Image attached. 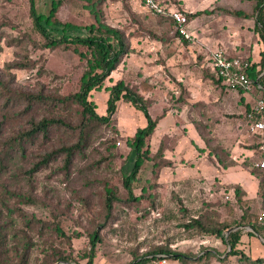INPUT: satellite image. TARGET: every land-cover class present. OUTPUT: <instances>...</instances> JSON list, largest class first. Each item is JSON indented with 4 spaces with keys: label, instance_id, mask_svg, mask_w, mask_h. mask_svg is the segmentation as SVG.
<instances>
[{
    "label": "rangeland",
    "instance_id": "obj_1",
    "mask_svg": "<svg viewBox=\"0 0 264 264\" xmlns=\"http://www.w3.org/2000/svg\"><path fill=\"white\" fill-rule=\"evenodd\" d=\"M51 1L34 0L36 12L46 16ZM166 2L191 15L185 44L171 23L138 0H60L55 13L60 23L82 28L95 23L86 8L93 4L100 22L128 42L129 53L88 101L104 115L106 89L121 81L155 121L145 141L147 160L131 186L139 199L130 202L122 179L133 166L129 141L144 117L119 100L110 122L100 125L83 118L74 102L51 101L78 90L85 61L73 49H86L44 48L27 0H0V264H86L93 232L100 241L92 264H264V177L254 167L257 140L245 117L264 92L225 89L208 61L209 51L223 50L256 64L264 77L254 2ZM43 119L68 128L53 125L45 136H25ZM80 125L85 141L65 167L56 151L77 142ZM105 188L117 198L108 214ZM197 225L221 231L222 238ZM230 229L239 231L235 251L244 259L229 255ZM159 250L186 259H164Z\"/></svg>",
    "mask_w": 264,
    "mask_h": 264
},
{
    "label": "trees",
    "instance_id": "obj_2",
    "mask_svg": "<svg viewBox=\"0 0 264 264\" xmlns=\"http://www.w3.org/2000/svg\"><path fill=\"white\" fill-rule=\"evenodd\" d=\"M91 1V0H86ZM240 1H253V13H254V29L258 34L259 39L264 44V0H240ZM28 4V17L31 21L33 31L38 34L44 41L43 47L46 49H54L60 46H81L86 49L85 53H80L75 48L73 52L79 56L80 59L85 61V68L79 78L78 90L72 95L65 96L63 98L51 99L61 104L67 102H74L81 109V116L87 121H93L100 125H107L110 122L112 115L115 112L116 103L119 100H123L129 103L136 111H139L145 119V126L135 130L133 136L130 139V147L133 152V166L126 176H123L122 187L126 192L127 200L130 202L138 201V197H134L132 194V183L136 182V175L144 162L147 160L148 151L146 148L145 141L152 134L155 121L152 120L147 112V106L145 101L135 92L123 85L121 81H117L114 85L107 88V99L105 103L104 115L99 116L95 113V106L88 101V97L92 91H99L102 88L103 81L110 76V74L118 67L121 63L122 58L129 53V45L124 34L116 28L107 26L100 22L92 8L93 4L86 6L89 12L93 15L95 23L89 24L82 28L70 25L68 23H60L55 19V13L60 5V0H52L50 9L46 16L38 14L35 9L34 0H27ZM187 21V13L182 12ZM228 14L240 16L242 13L229 12ZM157 16V15H155ZM159 19L168 21L173 24L168 18L157 16ZM245 17V15H243ZM180 37V36H179ZM182 43H186V39H181ZM249 66L245 70L246 77L254 84V88L264 92V77L259 75V71L256 69V64L248 63ZM259 66L264 68V52L259 62ZM219 83L220 80L216 79ZM243 92L240 89H236ZM29 99L35 98L28 96ZM41 99V97H40ZM264 100V97H262ZM247 111V109H246ZM251 112V108L245 114ZM256 118V117H254ZM248 124L251 123L246 117ZM53 125L64 126L68 128V125L60 120L43 119L36 124L32 125L29 132H26L25 136H30L35 133H41L43 136L46 135L49 127ZM79 130L77 142L69 147H62L56 153H63L64 159L63 164L66 167L75 152H79L85 137L83 134L84 127L80 125L77 127ZM203 141V140H202ZM52 154L44 156L42 162L45 163ZM258 170V169H257ZM259 171V170H258ZM261 173V171H259ZM264 177V175L261 173ZM117 198L109 188L104 189V208L108 214L111 210V206ZM106 214V215H107ZM196 219H193L195 222ZM201 232L206 234L214 235L215 237H221V231L206 230L200 225H197ZM252 229V227H250ZM57 230V229H56ZM222 238V237H221ZM89 250L86 256V264H92L94 257V249L96 243L100 241L97 232H93L89 236ZM239 240V231H233L226 235V245L229 247V255H239L240 259H244L241 252L235 251V246ZM157 254L164 259L175 260L183 263L184 257L181 254L173 253L170 250H159ZM61 260H66L61 258ZM142 261H137L131 264H140ZM255 262H261L255 260ZM17 264H22L18 262Z\"/></svg>",
    "mask_w": 264,
    "mask_h": 264
},
{
    "label": "built area",
    "instance_id": "obj_3",
    "mask_svg": "<svg viewBox=\"0 0 264 264\" xmlns=\"http://www.w3.org/2000/svg\"><path fill=\"white\" fill-rule=\"evenodd\" d=\"M149 13L168 18L173 24L178 36L189 40L187 32V19L185 15L174 9L166 0H138ZM209 66L212 74L220 80L226 88L240 89L244 93L250 92L254 84L246 77L245 70L249 64L237 58L229 57L223 50H214L209 54ZM251 120L248 130L259 136L258 159L254 167L264 175V100L257 99L251 112L246 115ZM256 117V118H254Z\"/></svg>",
    "mask_w": 264,
    "mask_h": 264
},
{
    "label": "crops",
    "instance_id": "obj_4",
    "mask_svg": "<svg viewBox=\"0 0 264 264\" xmlns=\"http://www.w3.org/2000/svg\"><path fill=\"white\" fill-rule=\"evenodd\" d=\"M187 32H188V27H187ZM189 35H190V33H189ZM191 36V35H190ZM191 39V38H190ZM189 39V40H190ZM209 52H211V51H209ZM208 56H209V53H208ZM222 87H224L225 89H228V88H226L222 83H219ZM255 102L256 101H254V104H255ZM254 104H252L251 106H250V108H252L253 107V105ZM249 131V130H248ZM249 133L251 134V136H253L256 140H257V143H256V145H257V153H258V147H259V142H260V139H259V136L257 135V134H253V133H251L250 131H249ZM202 142V141H201ZM258 157V156H257ZM257 161V160H256ZM249 231V230H248ZM242 238H247V236H242ZM241 238V239H242ZM262 242H263V240L261 239V238H259Z\"/></svg>",
    "mask_w": 264,
    "mask_h": 264
},
{
    "label": "water",
    "instance_id": "obj_5",
    "mask_svg": "<svg viewBox=\"0 0 264 264\" xmlns=\"http://www.w3.org/2000/svg\"><path fill=\"white\" fill-rule=\"evenodd\" d=\"M233 230H234V229H230V230H228V231L226 232V234L232 232Z\"/></svg>",
    "mask_w": 264,
    "mask_h": 264
}]
</instances>
